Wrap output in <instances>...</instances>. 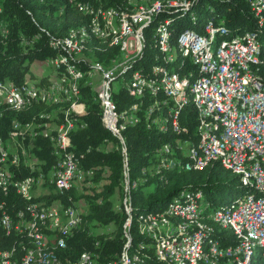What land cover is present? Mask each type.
Masks as SVG:
<instances>
[{"label": "trees", "instance_id": "16d2710c", "mask_svg": "<svg viewBox=\"0 0 264 264\" xmlns=\"http://www.w3.org/2000/svg\"><path fill=\"white\" fill-rule=\"evenodd\" d=\"M256 1L140 0L136 6L132 0H0V83L11 82L17 87L29 85L31 81L27 75L30 74L31 65L56 58L59 53L52 49V42L69 38L74 32L79 33L84 28L91 31L96 25L108 36L106 41L91 38L85 54L80 59H73L79 72H83V77L77 82L80 97L75 101L77 111H70L71 103L47 104L40 101L32 103L25 110L0 107V140L12 149V153L17 154L20 161L18 165H12L11 157L8 162L15 181L9 180L6 186L0 185V208H5L16 224L18 216L24 215V211L26 218L31 220L30 209L35 204L43 203L51 207L52 204L61 203L64 211H69L76 203L82 202L86 213L81 227L68 236L55 232L48 243L49 251L62 264H80L85 256L92 264H120L124 249L127 259H138L142 264H175L163 258L161 250L166 244L181 240L185 235L176 232L181 227L180 221L162 218L166 209L176 201H185L202 193L203 209L206 210L205 214H210L213 204H222L229 199L232 201L234 195L249 193V190L242 186L240 176L224 169L218 160L200 171H185L179 164L174 169L164 167V158L171 155L163 153L164 148H173L177 159L183 164L186 151H180L178 138L186 140V150L189 146H197L200 130L212 123L200 119L187 91L183 93L182 110L174 108L172 103L169 108L168 98L162 90L154 94L147 85L140 87L134 81V74L139 72L142 80H152L151 83L158 85L164 74L171 70L194 82L200 74L197 64L189 60L188 54L185 53L181 62H166L163 59L156 36L158 23H168L173 47H176L184 31L200 32L207 23L215 22L217 18L220 19L218 23L234 35L247 26L251 30L255 27ZM171 2L188 5L182 8L166 7ZM143 3L145 8L159 3L167 9L152 18L139 19H143L140 23H145V28H140L145 45L141 46V54L135 62L126 64L117 72L118 93L115 102L119 120L127 123L124 126L115 125L113 132H110L103 122L101 92L95 90L90 77L95 69L82 61L108 67L113 61L121 59L125 55L122 46L113 44L118 35L109 31L102 13L122 7L121 14L132 18L139 4ZM204 5L207 8L202 12L200 8ZM111 36L110 41L108 38ZM60 70L55 72L61 77ZM39 82L47 85L46 80ZM67 111L71 112L68 118L76 124L77 129L71 132L67 152L78 161L76 178L80 177L79 182L64 194L58 192L54 185H49V194L26 198L16 186L19 183L29 185L38 177L39 170H33L30 161H39V168L46 175L61 161L54 154L55 135L47 126L51 118L53 124H62ZM59 112H64V115ZM16 122H19L17 134L13 127ZM183 126L185 134H182ZM33 131L34 136L28 135L27 132ZM112 133H122L126 147L121 148L119 140ZM177 134L182 135L179 137ZM127 198L128 213L125 210ZM118 200L121 201L120 205H116ZM129 218L131 223L127 234ZM155 220H158L159 227L163 225L168 232H160L158 246H151L155 234L150 236L147 230ZM204 223L213 238L221 239L223 244L228 242L226 246H235L239 242L230 230L211 221ZM139 225L140 231L147 237L140 233ZM61 240L64 241L63 247L59 246ZM0 242L4 252L12 253V261L16 264H20L34 247L28 233L16 230L8 233L2 227ZM220 264L234 263L225 259Z\"/></svg>", "mask_w": 264, "mask_h": 264}, {"label": "bare ground", "instance_id": "6f19581e", "mask_svg": "<svg viewBox=\"0 0 264 264\" xmlns=\"http://www.w3.org/2000/svg\"><path fill=\"white\" fill-rule=\"evenodd\" d=\"M132 1L137 6V0ZM143 4L141 5L143 6ZM187 5V3L171 2L166 7L182 8ZM166 7L157 3L152 8H145L144 12H141L139 8L137 13L132 16L133 23H138L137 21L142 17L152 18L155 14L161 13L159 10L167 9ZM128 17L124 13L116 16L114 10L102 13L103 20L109 25V31L118 35H112L117 37L113 44H120L124 53L127 52V46L132 44L131 33H128V27H126ZM255 17V27L246 33L244 38L229 42L228 40L227 42L223 41L224 38L233 39L237 34L231 35L227 29L212 21L205 25L202 32L184 31L179 37L176 47L171 45L168 23L161 21L156 27L158 46H160L163 59L166 62H181L185 53L189 55L188 43L195 42L196 45L192 49V59H199L203 52L204 60H197L196 64L200 77L194 82L190 78H182L170 70V73L164 74L158 85L151 83V86L148 87L154 94L159 89L162 90L168 101L171 87L175 102L170 103L173 104L174 108L180 110L183 109V93L187 91L188 97L196 105L200 119L212 123V125L207 126L205 141H200L197 146L187 147L186 161L183 164L179 162L180 159H177L178 155L173 148L168 146L164 150L162 149L166 155L171 154L170 157L164 158L165 161L162 160L163 163L165 162L164 167L174 169L179 164L185 171H200L207 168L214 160H218L224 169L240 176L242 186L252 194V197L246 200V204L244 201L237 208L230 210L222 208L210 214H205L206 210L203 209L202 193L191 199L176 201L170 205L162 218L180 221L181 227L176 232L184 233L185 236L181 240L166 244L160 255L172 260L175 264H220L225 259L234 264H264V91H261L259 87H251L247 90V80L254 79V84H261V79H264V68H259L264 67V0L256 1ZM151 18L147 19L150 20ZM102 30H99L98 26L95 25L91 31L84 28L79 33L74 32L69 38L52 42V49L57 51L59 55L54 59L47 60L46 63L52 64L54 79H50L51 81L49 80L47 85H43L42 82H31L25 87H17L11 83H0V107L22 110L29 105L31 106L32 103L40 101L47 104L71 103V105L69 104L70 111H77L78 104L75 103L79 97L77 82L79 83L83 77V72H79L73 59H80L83 53L85 54L86 45L91 38L96 37L106 41L108 36H105L106 31L103 32ZM112 36L108 39H112ZM139 41H142L140 28ZM247 46L254 52H238V48ZM224 49H228V52H238V60L254 67L244 68V65H235L232 69L226 68V63L232 62V55H225ZM69 52L74 53V58L69 55ZM59 68L62 71V73L59 72L62 74L61 77L57 75L58 72H55ZM259 75L261 77H258ZM206 80L207 84H204ZM134 81L138 82L140 87L146 85L139 72L134 74ZM44 89H46V94ZM223 100L227 103V110H224ZM70 111L65 112V121L58 126H66V120L69 123H74L68 118ZM61 114L64 115V112ZM225 117H229L228 121ZM103 122L107 127L105 112ZM75 125L71 127V132L76 129ZM114 126L111 125L112 132ZM204 129L200 130V136H202ZM11 150L0 140L1 186L7 185L9 181V179L2 177L5 162L8 164L11 157H13V160H10L12 165H18L20 162L17 154L12 153ZM207 152H212V155H207ZM238 159H242V161ZM181 161L183 162V160ZM30 162L31 166H36L38 163L35 159ZM66 164L68 167H63L62 159L58 165L56 164L57 166L53 168V180L49 177L50 172L46 175L42 169L40 172V169L33 167V170H39L38 177L33 179L29 185L19 183L16 186L20 190L18 191L24 195V189L27 191L26 188L30 189L35 183L54 185L61 194L70 191L74 182L63 178L68 177V168H72L70 179H76L78 161L73 154L67 152ZM24 196L30 198V195ZM53 207H56L58 224H54L55 213L53 208L40 203L31 206V220L26 218L24 221V215L20 214L16 224L9 217L8 225L2 227L8 233L12 230L19 233L26 232L33 240V249L28 251L20 264L35 262L37 255L38 261L56 260V264H62L57 256L49 251L47 238L39 237H43L50 231L57 232L61 236L70 235L74 230L81 227L84 222L83 215L86 212H80L75 207L69 211H64L61 203H55ZM260 215L263 222L262 226L258 225ZM205 221H211L219 227L230 230L239 242L235 246H226V253L237 254L238 252V255L244 256L245 259L238 257V255L227 256L224 251H217V246L224 244L221 239L217 240L212 237L210 230L204 223ZM154 228H159L158 220H155L147 230L150 236L155 234ZM186 244H188L187 250L184 248ZM59 246H64L63 240L59 242ZM258 250L261 252L258 259H255L254 256L257 255ZM0 264H16L12 261V253L2 250L1 242ZM41 264H51V262ZM80 264H92V261L88 256H85ZM124 264L142 263L138 259H127L124 255Z\"/></svg>", "mask_w": 264, "mask_h": 264}, {"label": "built area", "instance_id": "2783aa9c", "mask_svg": "<svg viewBox=\"0 0 264 264\" xmlns=\"http://www.w3.org/2000/svg\"><path fill=\"white\" fill-rule=\"evenodd\" d=\"M183 6V4H181ZM122 7L120 8H115L116 11V16H119L121 14ZM159 12H162L159 10ZM126 27H128V33H131L132 37V44L127 46V53L124 55L121 59H118L116 61H113V64L111 66H105L104 64H96V63H89V62H84L82 60V63L84 64H89L91 67L95 69V77L93 79V86L95 87V90L98 92H101V97H102V110L105 112L106 116V124H107V129L111 132V125H118V126H124L127 122H122L119 120V111L117 104L115 102V95L118 93V81H117V72L118 69H123V67L126 66V64L130 62H135L137 55L140 53V46L145 45V43H142V41H139V28H145V23H133V19L129 18L128 23L126 24ZM186 34V33H185ZM184 34V35H185ZM196 45L195 43H188V48H189V55L188 58L191 60L194 64L197 63V60H204V53H201V56L199 59H192V49ZM60 47V45H59ZM61 48V47H60ZM238 52H254L252 51L248 46L247 47H242L238 48ZM238 52H228V49H224L225 55H232V62L231 63H226V68L232 69L235 65H244L245 67H254L251 66V64L244 63L243 61L238 60ZM69 55L74 58V53L69 52ZM259 68H264V67H259ZM206 70V68H205ZM71 72V71H70ZM258 77H261L259 75ZM139 78V76H138ZM143 82L146 83L147 88L148 86H151V81L152 80H142ZM11 83V82H8ZM12 84V83H11ZM204 84H207V80L205 81ZM251 87H259L261 91H264V79H261V84H254V79L253 80H247V90ZM45 94H46V89ZM158 92V91H157ZM17 99V98H15ZM20 100V99H18ZM224 101V100H223ZM168 102V107L170 108V102H175L174 101V94H172V89L170 87V96H169V101ZM224 110H227V103L224 101ZM65 117V115H64ZM77 117V116H76ZM230 117V115H229ZM229 117H225L226 121H228ZM183 118V115H182ZM19 122H16L13 124V127L16 128V134H17V125ZM75 123H69L66 120V126H58L57 124H53L52 118L50 120V128L51 132L55 135V146H54V154L58 159H62L63 162V167H68L66 164V153H67V145H70L71 143V127ZM183 125V123H182ZM208 131V127H205L204 132H202L201 140L200 141H205V135L206 132ZM120 142L121 148L126 147L125 141L122 139V133H112ZM185 134V129L183 126V133ZM182 134H177V136L180 137ZM28 135H35V131L33 132H28ZM235 138V137H234ZM178 144H179V149L180 151H186V140L182 141L180 138H178ZM241 151V150H240ZM259 151V150H256ZM207 155H212V152H207ZM263 155V153H262ZM264 157V156H263ZM237 158V154H236ZM239 161H242V159H238ZM193 163V162H192ZM34 167L37 169L39 168V161L36 163V166H30ZM72 168H68V177H64L63 179H69L70 182H76L78 184L79 179H70V172ZM91 175V174H89ZM2 177H5L9 179L10 181H15V177L13 176L12 173H10L8 164L5 162V167H4V172ZM49 177L53 180V168L49 173ZM126 177V174H125ZM49 194L48 189H45V195ZM24 195H27V191H24ZM128 204H129V199H126V206L125 210L128 213ZM246 204V200H245ZM51 207L54 210L55 213V223L58 224V218L56 217V207H53V204ZM83 211L82 207V202H81V212ZM167 211V209H166ZM262 212V211H261ZM8 219H9V213H6L5 208H0V227H5L8 225ZM24 221H26V213L24 211ZM131 223V220L129 218L127 225H126V233H129V225ZM258 225L262 226L263 222L261 220V215L258 217ZM139 231H140V225H139ZM140 233L147 237L142 231ZM154 233H155V240H151L153 243L151 246H158V238H160V229H155L154 228ZM54 236V232H48L47 234L43 235V237L39 238H47V242H49V239ZM228 242H225L223 246H217V251H224L226 253V245ZM188 244H190V241H188ZM184 246V248L187 250V245ZM127 247V246H126ZM125 247V248H126ZM124 252L125 249L120 257L119 263L123 264L124 263ZM137 256H139L138 253H136ZM227 256L229 255H238L237 254H230L226 253ZM173 257V256H172ZM238 257H242L245 259L244 256L238 255ZM44 262H51V264H56V260H50V261H38V255L35 256V262H29V264H41Z\"/></svg>", "mask_w": 264, "mask_h": 264}, {"label": "rangeland", "instance_id": "374dc122", "mask_svg": "<svg viewBox=\"0 0 264 264\" xmlns=\"http://www.w3.org/2000/svg\"><path fill=\"white\" fill-rule=\"evenodd\" d=\"M138 2L140 0H137ZM140 11L141 12H144V9H145V4L142 6L140 5ZM207 6L204 5L202 6L200 9V11H204L206 10ZM199 13V12H198ZM142 20V19H141ZM141 20H138L137 22L140 23ZM215 22L217 24H219L218 22H220V19L217 18L215 20ZM205 26L202 28V30L200 32H202L204 30ZM246 29L241 31L240 33H238L236 35L235 38L233 39H229V38H224L223 41L228 42L229 41H235L237 39H241V38H244V36L246 35V33L250 32L251 29L247 26L245 27ZM141 51H142V47L140 46V53L137 55L136 58H138L141 54ZM127 53V52H126ZM125 53V55H126ZM54 69L52 68V64L50 63H39V62H34L32 65H31V68H30V74L27 75V79L30 80L31 82H35L37 83L39 80H46V82L48 80H52L54 79ZM120 70V69H118ZM52 75V77H51ZM51 77V78H50ZM92 78V80L94 79L95 77V72L92 73V76H90ZM50 78V79H49ZM48 79V80H47ZM49 127V128H48ZM47 128L48 129H51L50 128V125L48 126ZM78 179V178H76ZM76 184V182H74L73 186ZM50 184H43V183H35L30 189L29 188H26L27 189V195H30L29 197L30 198H36V197H41V196H44L45 195V189H47V187L49 186ZM42 187V188H41ZM25 191V189H24ZM29 193V194H28ZM252 197V194L250 193H238L236 195H234L232 198L233 200L230 201L227 200L225 201L224 203L220 204V203H216V204H213L210 208L211 212L212 211H215V210H219V209H222V208H225V209H233V208H237L238 206H240L241 204L244 203L245 200H249L250 198ZM120 200L117 201L116 205H120ZM56 206H59L58 204H56ZM77 206V207H76ZM82 207H83V212L85 210L84 208V204H82ZM118 207V206H117ZM75 209L79 210L81 212V203H76L75 205ZM261 251L258 250V253L257 255H255V259H258V256H259V253Z\"/></svg>", "mask_w": 264, "mask_h": 264}, {"label": "crops", "instance_id": "0c3cea01", "mask_svg": "<svg viewBox=\"0 0 264 264\" xmlns=\"http://www.w3.org/2000/svg\"><path fill=\"white\" fill-rule=\"evenodd\" d=\"M160 232L163 234V232H168L167 230H165V227L163 225H161V227H159ZM163 231V232H162Z\"/></svg>", "mask_w": 264, "mask_h": 264}]
</instances>
